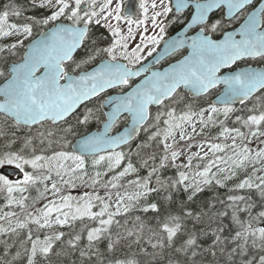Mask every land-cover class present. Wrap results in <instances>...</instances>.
<instances>
[{
	"label": "snow or ice",
	"instance_id": "snow-or-ice-1",
	"mask_svg": "<svg viewBox=\"0 0 264 264\" xmlns=\"http://www.w3.org/2000/svg\"><path fill=\"white\" fill-rule=\"evenodd\" d=\"M0 138V264H264V0H9Z\"/></svg>",
	"mask_w": 264,
	"mask_h": 264
},
{
	"label": "trees",
	"instance_id": "trees-1",
	"mask_svg": "<svg viewBox=\"0 0 264 264\" xmlns=\"http://www.w3.org/2000/svg\"><path fill=\"white\" fill-rule=\"evenodd\" d=\"M8 2H9V0H0V7H2L3 4L8 3ZM101 30H102V29H101ZM81 111H82V109H81ZM233 119H234V117H233ZM229 126H233L231 121H229ZM91 130H95V124H94V123H93L92 126H91ZM198 130H199V129H198ZM26 131H27V129H24L23 131L19 132L17 135H18V136H23L24 133H25ZM79 131H80V132H84V131H86V129H84V128H80ZM206 131H208V130H206ZM218 132H219V129H218V128H213V129L210 130V134L213 135V136H214V135H217ZM202 139H203V137H196V141H199V140H202ZM214 142H221V141H214ZM229 142H230V141H229ZM3 143H4L3 139L0 138V146H2ZM256 145H257V142L254 141L253 144H252L251 146H252V147H255ZM16 147H17V148L20 147V144L17 143ZM194 148H195V147H193V148L191 149V151L195 152V151H194V150H195ZM183 159H184V158L181 157V161H182ZM250 170H251V167H249V171H250ZM174 172H175L174 169H170V170H168V172H167L166 174H167V175H173ZM76 189H78L79 192H84V191L89 190V189H84V188H76ZM76 189H75V190H76ZM73 190H74V189H73ZM101 191H103V189H101L100 192H101ZM221 191H223V190H221ZM210 194H211V193L207 192V190H206L205 195H210ZM14 195L19 196L20 193H15ZM23 195L29 197V201H28V203H29V205H31V204H32V198H34V197L37 196L36 188H31L28 192H25ZM180 198H183V194H182V193L177 197V199H180ZM159 199H160V197H158L156 194H152V195L150 196V200H152V201H157V200H159ZM43 203H44V201H40L39 203L36 204V207H40ZM166 206H167V205H165V207H166ZM9 210L19 212V208H18V207L13 206L12 208H8V207L6 206V198H5V195H4L3 193H0V215H2L4 211H9ZM28 210L31 211V210H33V209L30 207ZM139 214H140V215H143V216H151V215H153L152 213H148V214L139 213ZM77 227H79V223H77ZM61 230H63V231H68L67 228H64V229H61ZM40 234H41V238H42V237H43V232H41ZM0 239H2V237H0ZM14 250H15V249H13V251H14ZM125 251H127L126 248L122 249V251H121L120 254H123V252H125ZM132 251H136V249L133 248Z\"/></svg>",
	"mask_w": 264,
	"mask_h": 264
},
{
	"label": "water",
	"instance_id": "water-1",
	"mask_svg": "<svg viewBox=\"0 0 264 264\" xmlns=\"http://www.w3.org/2000/svg\"><path fill=\"white\" fill-rule=\"evenodd\" d=\"M136 3H138V0H130L128 2V7L131 8L133 11H135V4ZM4 173L13 176L14 174H18L19 172L18 171L14 172L11 169L7 168L4 170Z\"/></svg>",
	"mask_w": 264,
	"mask_h": 264
},
{
	"label": "rangeland",
	"instance_id": "rangeland-1",
	"mask_svg": "<svg viewBox=\"0 0 264 264\" xmlns=\"http://www.w3.org/2000/svg\"><path fill=\"white\" fill-rule=\"evenodd\" d=\"M194 149H195L194 151H197L196 148H194ZM258 167H259V165H258ZM0 171H1V169H0ZM0 174H2V173L0 172ZM11 179H13V180H16V179H22V176H20V177H12ZM81 193H82V192H76V191H75V193H73V195H78V194H81ZM100 194L103 195V191H101Z\"/></svg>",
	"mask_w": 264,
	"mask_h": 264
}]
</instances>
